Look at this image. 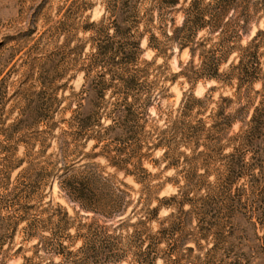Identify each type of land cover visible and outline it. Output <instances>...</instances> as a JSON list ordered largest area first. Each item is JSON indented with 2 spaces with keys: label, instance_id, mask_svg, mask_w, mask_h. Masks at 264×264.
<instances>
[{
  "label": "trees",
  "instance_id": "obj_1",
  "mask_svg": "<svg viewBox=\"0 0 264 264\" xmlns=\"http://www.w3.org/2000/svg\"><path fill=\"white\" fill-rule=\"evenodd\" d=\"M89 8L72 0L56 24L40 34L30 29L38 34L35 47L59 35L64 43L41 64L35 58L22 63L19 86L9 97L18 118L1 135L12 139L25 116L30 134L16 142L24 155L42 156L54 140L57 152L43 158L35 182L55 174L73 204V216L47 204L27 221L31 237L47 232L34 246L57 259L48 264H122L130 257L155 264L157 254L163 264H264V0H105L104 17L78 27L88 33L89 51L65 63L63 54L80 48L68 45L71 21ZM164 26L169 30L159 34L189 55L179 74L213 81L209 91L218 85L229 95L189 93L173 109L160 107L164 71L141 59L140 44L150 33L147 46L159 51L152 31ZM253 26V36L243 42ZM59 49L62 62L56 63ZM72 68L82 72V84L58 97ZM5 81L3 76V93ZM88 141L93 143L84 152ZM143 149L162 150L165 167L183 182L161 199L175 201L176 210L158 223L162 203L152 205L147 195L133 200L128 186L105 169L146 187ZM97 158L105 165L91 162Z\"/></svg>",
  "mask_w": 264,
  "mask_h": 264
},
{
  "label": "rangeland",
  "instance_id": "obj_2",
  "mask_svg": "<svg viewBox=\"0 0 264 264\" xmlns=\"http://www.w3.org/2000/svg\"><path fill=\"white\" fill-rule=\"evenodd\" d=\"M72 0H0V81L4 76L6 77V89L5 93L0 91V264H48V261H57L50 254L45 253L43 250L36 248L34 244L37 242L38 237L46 235L47 232L37 231V235L31 237L28 229H25L27 221L33 216L37 215L39 211L50 204L53 208L60 206L68 211L70 215H74L72 203H70L57 186V179L55 174L48 178H44L39 182H35L37 178L39 167L42 164L43 158H46L48 154H55L57 152V145L54 140H49L50 146L44 155H24V146L22 142H18V139H27L30 134L26 128L28 119L22 116L20 132L15 134L12 139L6 140L2 132L8 133L5 128L12 122L17 120V107L11 109L15 100H10V96L13 95L14 89L19 86L18 80L22 77L21 72L25 66H21L22 63L26 65L28 61H32L34 58L35 63L41 64V59L45 54L51 50H55L56 47L61 46L64 43L62 35L54 37L53 42H47L46 38H42L38 47H35L34 42L38 34H40L45 28L54 25L59 19L62 18V14L66 6ZM90 3V8L81 13L80 17H75L72 22V28L69 26V47L78 45L80 48L76 50L74 48L73 54L65 55L62 53V49L57 51L54 61L56 63L62 62L60 59L64 55V62L67 63L70 58L76 57V53L82 55L79 56V61L85 53L89 51L88 33H82L79 30V26L86 22H98L104 17V3L105 0H83ZM175 24H179L181 15L179 12L173 14ZM260 21V26H262ZM30 29H34L36 33H30ZM163 30H169L168 26H164L161 29L153 30L152 32L157 36L160 41L159 51L147 46V37L150 33H146L141 40V59L153 60V67L158 65L164 71L166 80L162 84L165 91L161 94L159 99V105L162 108H175L184 94L193 93L195 96H202L206 92L212 95L213 99H216L219 93L229 95L230 92L227 89H221L217 87L213 91L208 89L215 85L213 81L188 80L179 74V71L184 67L189 59V55L186 49L179 51L173 41L167 40L162 37L159 32ZM256 27L253 26L247 38L250 39ZM47 36V34H46ZM52 41V40H51ZM153 43V42H152ZM56 46V47H54ZM262 49H260L261 51ZM63 54V55H62ZM78 67V64L75 68ZM264 69V61L262 64ZM10 70V71H9ZM68 83L65 87V91L57 90V95H68L70 91H77L82 84V72L72 68L66 74L62 81ZM259 84H254L253 89H259ZM38 90V87H34ZM233 90H231L232 92ZM251 98L254 93H250ZM256 100V98H255ZM23 101H18L17 106L24 107ZM153 113V109H150ZM68 114H66L67 116ZM157 125V122H156ZM41 128V126H40ZM237 129V125L233 126V130ZM53 133H57L54 131ZM92 141L85 143L83 148L84 152L90 151ZM35 147L34 150H37ZM146 151L145 149L142 150ZM162 150L149 149L146 151L145 158H143V167L146 169L144 177H146L145 185L137 184L131 176H124L122 172H117L110 167H106V172L115 175L114 180L124 182L128 188L126 189L130 193V198L136 200L138 196H151L152 205H160L157 214V223L163 219L170 212L175 211L176 202L173 200H161L168 198L177 193L178 185H182L181 177L175 173L173 169H167L165 167L166 161L161 158ZM23 157V161L18 160ZM51 157L50 159H53ZM91 162L105 165L102 158L91 160ZM17 165V166H14ZM141 174V175H143ZM178 181V184L176 182ZM14 188L13 191L12 188ZM157 198V201L155 200ZM172 205L169 207L163 205ZM185 206L184 208H186ZM41 217L44 218V215ZM194 224V221L191 222ZM151 228L154 230L157 228L155 222L150 223ZM72 233V230L70 231ZM168 242H173L172 238H168ZM79 245V242L76 246ZM163 244L159 245L162 247ZM36 251V252H35ZM155 264H163L160 254H157ZM27 258V259H25ZM122 264H148L145 261L136 262L130 257L127 262Z\"/></svg>",
  "mask_w": 264,
  "mask_h": 264
}]
</instances>
